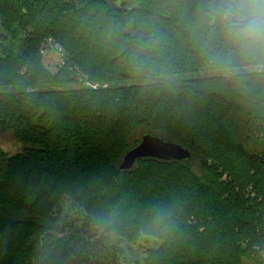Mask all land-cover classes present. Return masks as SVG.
Returning <instances> with one entry per match:
<instances>
[{
	"label": "trees",
	"instance_id": "trees-1",
	"mask_svg": "<svg viewBox=\"0 0 264 264\" xmlns=\"http://www.w3.org/2000/svg\"><path fill=\"white\" fill-rule=\"evenodd\" d=\"M201 4L0 0L22 36L0 50V132L24 147L0 146V264H119L110 236L160 241L143 264H264V64H210ZM47 38L66 54L56 73ZM145 134L191 159L121 171Z\"/></svg>",
	"mask_w": 264,
	"mask_h": 264
},
{
	"label": "clouds",
	"instance_id": "clouds-1",
	"mask_svg": "<svg viewBox=\"0 0 264 264\" xmlns=\"http://www.w3.org/2000/svg\"><path fill=\"white\" fill-rule=\"evenodd\" d=\"M204 51L226 72L241 64H264V0H202Z\"/></svg>",
	"mask_w": 264,
	"mask_h": 264
},
{
	"label": "rangeland",
	"instance_id": "rangeland-1",
	"mask_svg": "<svg viewBox=\"0 0 264 264\" xmlns=\"http://www.w3.org/2000/svg\"><path fill=\"white\" fill-rule=\"evenodd\" d=\"M12 28H4L0 24V50L4 48H12L17 51V47L22 36L18 34L19 23H13ZM44 48V49H43ZM42 60L43 66L46 70L51 73H56L58 70L67 65L66 54L63 49L55 43L53 38H47L44 40L42 45ZM259 68L258 70H263ZM212 72L203 71L200 73L201 76L213 75ZM170 81L177 86L180 78L172 77ZM87 86H89L87 84ZM77 88L76 85L71 86ZM245 137V130L243 122L237 132L238 141L242 142ZM0 146L8 154L14 155L19 152H23V144L17 142L10 133L3 134L0 132ZM63 216H74L76 215L75 207L65 199L61 204ZM63 236V235H62ZM160 241L154 237H142L137 244H130L126 240L110 236V245L117 247V255L119 258V264H143L147 257V251L151 248H157ZM111 250H98V257L100 264H112L111 262Z\"/></svg>",
	"mask_w": 264,
	"mask_h": 264
},
{
	"label": "water",
	"instance_id": "water-1",
	"mask_svg": "<svg viewBox=\"0 0 264 264\" xmlns=\"http://www.w3.org/2000/svg\"><path fill=\"white\" fill-rule=\"evenodd\" d=\"M191 157V152L182 145L156 135L145 134L139 144L132 147L124 156L119 169L126 172L131 171L138 161L144 159L184 162L190 160Z\"/></svg>",
	"mask_w": 264,
	"mask_h": 264
}]
</instances>
